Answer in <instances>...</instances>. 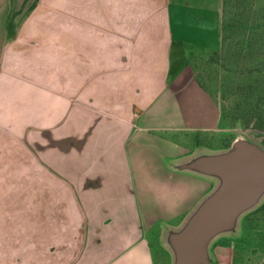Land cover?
I'll return each instance as SVG.
<instances>
[{
  "label": "crops",
  "instance_id": "0c3cea01",
  "mask_svg": "<svg viewBox=\"0 0 264 264\" xmlns=\"http://www.w3.org/2000/svg\"><path fill=\"white\" fill-rule=\"evenodd\" d=\"M223 38L224 0H0V264H156L145 227L214 188L158 134L215 136L186 50Z\"/></svg>",
  "mask_w": 264,
  "mask_h": 264
},
{
  "label": "rangeland",
  "instance_id": "374dc122",
  "mask_svg": "<svg viewBox=\"0 0 264 264\" xmlns=\"http://www.w3.org/2000/svg\"><path fill=\"white\" fill-rule=\"evenodd\" d=\"M10 16L12 19L14 14ZM223 42L219 56L214 52L207 54L206 49L186 50V62L220 109L215 136L191 132L158 134L183 146L188 154L207 156L201 166L214 188L187 217L176 215L166 224L145 227L156 264H217L212 255L215 246H219L217 254L223 264H264V191L249 198L238 212L210 220L209 224L202 220L205 226L200 233L192 230L203 217L205 202L228 188L219 157H226L230 163L247 152L264 156V0H224ZM148 169H144V175ZM155 205L154 216H161L157 215L164 211L157 207L161 203L157 201ZM149 208L152 210L153 205ZM190 240L202 243L193 246V242L188 243ZM195 247L203 254L197 261L189 259L196 255Z\"/></svg>",
  "mask_w": 264,
  "mask_h": 264
},
{
  "label": "water",
  "instance_id": "95a60500",
  "mask_svg": "<svg viewBox=\"0 0 264 264\" xmlns=\"http://www.w3.org/2000/svg\"><path fill=\"white\" fill-rule=\"evenodd\" d=\"M220 166L225 170L228 178V188L211 200L210 211L203 215L202 220H217L231 213L238 212L245 207L249 198L257 197L264 191V156L257 152H247L233 159L230 163L226 157H219ZM203 170L205 168L201 166ZM257 187H261L256 191ZM238 206V207H237ZM234 207H237V209ZM205 216V217H204ZM202 226L194 234L200 233ZM184 242H187L185 240ZM193 242L194 244H192ZM193 246H200L201 241L190 240L188 242ZM196 253L200 252L195 247ZM195 253V254H196Z\"/></svg>",
  "mask_w": 264,
  "mask_h": 264
}]
</instances>
